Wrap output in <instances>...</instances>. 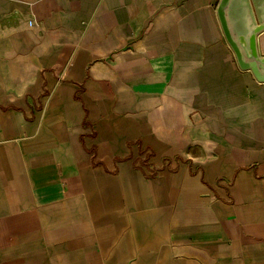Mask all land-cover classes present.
<instances>
[{
  "label": "crops",
  "instance_id": "obj_1",
  "mask_svg": "<svg viewBox=\"0 0 264 264\" xmlns=\"http://www.w3.org/2000/svg\"><path fill=\"white\" fill-rule=\"evenodd\" d=\"M219 3L0 0V264H264V81Z\"/></svg>",
  "mask_w": 264,
  "mask_h": 264
},
{
  "label": "water",
  "instance_id": "obj_2",
  "mask_svg": "<svg viewBox=\"0 0 264 264\" xmlns=\"http://www.w3.org/2000/svg\"><path fill=\"white\" fill-rule=\"evenodd\" d=\"M257 1L220 0L218 15L240 66L252 69L257 79L264 81V55L258 46V36L264 31V6Z\"/></svg>",
  "mask_w": 264,
  "mask_h": 264
}]
</instances>
